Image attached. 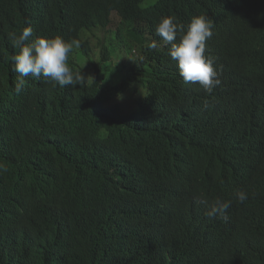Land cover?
I'll list each match as a JSON object with an SVG mask.
<instances>
[{
	"label": "trees",
	"instance_id": "16d2710c",
	"mask_svg": "<svg viewBox=\"0 0 264 264\" xmlns=\"http://www.w3.org/2000/svg\"><path fill=\"white\" fill-rule=\"evenodd\" d=\"M144 1L0 0V264H264V0ZM197 15L211 94L148 47L161 17ZM28 24L80 41L77 86L16 93L9 34ZM198 198L227 220H193Z\"/></svg>",
	"mask_w": 264,
	"mask_h": 264
},
{
	"label": "clouds",
	"instance_id": "9594fccd",
	"mask_svg": "<svg viewBox=\"0 0 264 264\" xmlns=\"http://www.w3.org/2000/svg\"><path fill=\"white\" fill-rule=\"evenodd\" d=\"M214 23L204 15L193 16L188 24H182L172 16H163L155 26V33L160 37V43L152 41L148 47L156 49L167 46L168 55L176 62L179 75L185 84H199L205 92L211 94L213 89L221 83L219 74L214 68L215 60L206 54V42L213 36ZM33 36L31 24L23 27L18 33L9 34V39L18 51L10 58L11 71L18 73L14 81L17 94L22 91L26 77L44 78L61 88L77 86L83 78L82 71H74L69 63V56L74 48L80 47V41L72 39L66 41L61 36L41 37ZM143 59V57H141ZM188 174L181 181L185 187V180L191 179ZM249 198L244 190L237 189L234 199L244 203ZM230 203L216 198L212 205L206 200L195 199L183 209L191 210L193 220L199 216L204 219L219 222L227 220V209Z\"/></svg>",
	"mask_w": 264,
	"mask_h": 264
},
{
	"label": "rangeland",
	"instance_id": "374dc122",
	"mask_svg": "<svg viewBox=\"0 0 264 264\" xmlns=\"http://www.w3.org/2000/svg\"><path fill=\"white\" fill-rule=\"evenodd\" d=\"M158 0H145L141 5L140 7L141 8H147V7H150L152 5H154ZM102 32H98L97 35H99V37H102L101 34ZM89 39H90V42L91 44L93 45H97V39L94 38L91 34L89 35ZM93 47V46H92ZM94 48V47H93Z\"/></svg>",
	"mask_w": 264,
	"mask_h": 264
}]
</instances>
